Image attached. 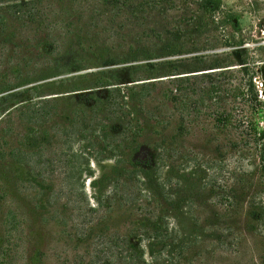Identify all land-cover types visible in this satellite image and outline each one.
Returning a JSON list of instances; mask_svg holds the SVG:
<instances>
[{
	"label": "rangeland",
	"instance_id": "1",
	"mask_svg": "<svg viewBox=\"0 0 264 264\" xmlns=\"http://www.w3.org/2000/svg\"><path fill=\"white\" fill-rule=\"evenodd\" d=\"M215 1L225 27L200 0H34L0 29V264H110L154 214L175 264H264V0ZM95 72L115 135L98 94H50Z\"/></svg>",
	"mask_w": 264,
	"mask_h": 264
},
{
	"label": "trees",
	"instance_id": "2",
	"mask_svg": "<svg viewBox=\"0 0 264 264\" xmlns=\"http://www.w3.org/2000/svg\"><path fill=\"white\" fill-rule=\"evenodd\" d=\"M34 0H0V29H4L6 23L14 19L16 15L21 19H28V6ZM199 7L202 11L207 13L212 20L216 21L219 27H225L229 22V16L224 14L215 0H200ZM228 46L234 47L235 43H229ZM246 75V62L240 60L238 63ZM98 73H93L91 76L97 77ZM90 76V77H91ZM115 84L103 81L101 77H97L92 84L86 88H80L81 85L71 83V79H62L57 82L48 84V86H58L61 92H52L50 94H59L60 96L70 97L71 100H77L79 97L75 91L88 89L92 94H98L99 97L94 100L97 107L104 113L101 117L99 124L101 129L108 128L110 134L115 135L120 131L121 126L124 124L123 114L112 106L111 98L107 96L108 93L116 91ZM112 89V90H109ZM100 91L99 93H97ZM87 92V93H88ZM87 96H89L87 94ZM77 102V101H75ZM39 103L33 105L38 106ZM104 121V122H103ZM111 124V126H107ZM104 131V130H103ZM135 141L129 140V145L133 146ZM116 165V164H115ZM131 172H141L144 174L147 165L128 163ZM177 230L174 227H168L160 222V218L155 214L147 221L146 224H139L137 228H133L128 232L121 234L116 231L109 237L108 243L101 244L103 250H98L97 255L107 254L110 264H175L181 255L177 253L176 243ZM105 244V245H104ZM99 257V256H97Z\"/></svg>",
	"mask_w": 264,
	"mask_h": 264
}]
</instances>
